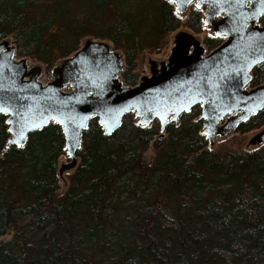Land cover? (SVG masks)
<instances>
[{"label": "trees", "instance_id": "1", "mask_svg": "<svg viewBox=\"0 0 264 264\" xmlns=\"http://www.w3.org/2000/svg\"><path fill=\"white\" fill-rule=\"evenodd\" d=\"M200 12L190 9L192 31L202 28ZM179 25L168 0H0V44L11 38L16 57L50 70L83 40L106 41L123 53L127 87L138 81L137 55ZM223 40L203 42L212 51ZM263 78L257 65L248 87ZM200 113L194 106L163 131L128 113L108 136L91 119L62 196L61 128L51 123L10 146L0 115V237L10 235L0 264H264V145L211 151ZM263 126L264 108L234 130Z\"/></svg>", "mask_w": 264, "mask_h": 264}, {"label": "water", "instance_id": "2", "mask_svg": "<svg viewBox=\"0 0 264 264\" xmlns=\"http://www.w3.org/2000/svg\"><path fill=\"white\" fill-rule=\"evenodd\" d=\"M195 1L205 5V21L213 23L224 42L203 56L197 43L190 51V40L180 36L166 63L134 87L115 80L118 57L97 40L87 41L65 62L59 71L65 73L62 82L45 86L35 82V75L27 81L24 60L0 44V115L9 126L8 145L22 146L31 133L53 123L61 128L67 156L73 159L93 118L108 136L131 112L143 125L156 120L161 131L197 105L203 106L200 119L208 128L226 116L234 119V127L257 114L264 108V87L243 89L253 68L264 63V26L247 29L264 16V0ZM67 87L68 93L61 91Z\"/></svg>", "mask_w": 264, "mask_h": 264}, {"label": "rangeland", "instance_id": "3", "mask_svg": "<svg viewBox=\"0 0 264 264\" xmlns=\"http://www.w3.org/2000/svg\"><path fill=\"white\" fill-rule=\"evenodd\" d=\"M170 1L176 4L175 5L173 3L176 14L180 19V25L176 30H174L171 33H168L163 39H160L156 46L145 48L144 51L140 52L137 55V58L135 60L136 68L134 70V72L138 75L137 84L143 78H146L149 75H151L153 69L156 68L157 70L160 67V65L165 64L171 50L175 46L177 38L180 36L184 37L186 41L190 40L189 41V43H191L190 51H193L195 49L194 42H196L198 48L200 46L199 49H201L202 55L210 52V50L204 45L203 39L205 37H213L215 35L213 23H208V21H203L202 28L200 29L199 32L190 30L187 26V20L189 17L190 9L197 7L195 2L189 4L188 6L185 5L182 6V8H180L178 3L181 0H170ZM118 9L122 11L124 7H119ZM203 9L204 7H201L199 9L201 11L200 12L201 14H203ZM116 13L117 12H114V14ZM257 25L261 27L264 26V16L259 19ZM89 40L93 41L95 39L83 40L80 46L81 45L84 46V44ZM97 41L103 43L105 46L109 48L110 51H112V45L110 43L101 40H97ZM1 44H6V49L8 48L15 49L12 44L11 38H7L4 42H1ZM158 48H161L159 52H155L154 50ZM113 52L116 56L120 58V63H121L120 66L122 65L121 66L122 69L125 66L122 55L119 53V51H113ZM72 57L73 55L71 57L62 59L61 61L57 62L55 66L50 70H45L44 66L39 62H37L32 57H15V58L16 60H20V59L24 60L25 67L27 70V76L29 79L33 78L32 75H35V82L41 86H45L52 83L62 82V77H61L62 73L59 71H61L65 62L71 60ZM115 80L118 81L122 87H127L122 84L120 73L116 76ZM260 87H264V78H263V83L261 84ZM69 90H70L69 87H67V88H62L61 91L66 93L69 92ZM246 90L251 91L253 90V88H248L247 86ZM233 120L226 119L224 121H221L220 123L217 124L215 128L214 127L208 128L206 127L205 124L203 125L202 132L205 134V136L208 139L207 148L211 151H215L218 153L231 152L237 154L252 153L261 149L262 146L264 145V126L246 133H240L235 131L233 127L230 126L232 123L231 121ZM77 164L78 162L77 159L75 158V153L73 155V159L68 158L67 154L62 155L58 159L57 171H56V176L59 185V189L57 191L58 196H62L65 193L68 186V180L72 175L74 168L77 166ZM9 238L10 235L7 234L0 237V241H6L9 240Z\"/></svg>", "mask_w": 264, "mask_h": 264}, {"label": "flooded vegetation", "instance_id": "4", "mask_svg": "<svg viewBox=\"0 0 264 264\" xmlns=\"http://www.w3.org/2000/svg\"><path fill=\"white\" fill-rule=\"evenodd\" d=\"M168 1H169L170 3H172V4L174 3V2H172V1H170V0H168ZM194 2H195V4H196L197 8L200 9L201 7H204L202 16H203V21H205V17H204L205 5H204V4H202L201 6H198V5H197V1H195V0H191V1H189V0H181V1L178 3V5H179L180 8H182V6H185V5L188 6L189 4H192V3H194ZM174 4H175V3H174ZM175 5H176V4H175ZM173 6H174V5H173ZM183 9H186V8H183ZM174 10H175V7H174ZM175 12H176V11H175ZM221 18H222V17H219V20H220ZM217 19H218V18H216V19L214 20V22H216ZM214 36H216V35H214ZM193 42H194V41H193ZM194 43H196V42H194ZM199 47H200V46H199ZM109 51H110V50H109ZM113 51H114V50L112 49V51H110V52H111V53H114ZM119 53H120V54L122 55V57H123V53H122V52H119ZM15 55H16V51H15ZM15 57H16V56H15ZM117 57H118V56H117ZM123 60H124V57H123ZM123 62H124V61H123ZM165 63H166V62H165ZM118 64H119V68H120L122 65L120 66L121 63H120V58H119V57H118ZM62 73L65 74L63 71H62ZM119 73H121V69H119V71L117 72L116 76H117ZM115 78H116V77H115ZM25 79H26L27 81L30 80V79L28 78V76H26ZM117 82H118V81H117ZM118 83H119V82H118ZM122 84H123V83H122ZM201 113H202V108H201ZM201 113H200V116H201ZM253 115H255V114H253ZM253 115H251V116H253ZM200 116H199V118H200ZM251 116H250V117H251ZM228 117H229V116H226V117H224V118H228ZM250 117H249V118H250ZM224 118H223V119H224ZM223 119H222V120H223ZM247 119H248V118H247ZM170 123H173V122H170ZM170 123H169V124H170ZM175 123H176V122H175ZM169 124H168V125H169Z\"/></svg>", "mask_w": 264, "mask_h": 264}, {"label": "snow or ice", "instance_id": "5", "mask_svg": "<svg viewBox=\"0 0 264 264\" xmlns=\"http://www.w3.org/2000/svg\"><path fill=\"white\" fill-rule=\"evenodd\" d=\"M4 109H2V108H0V111H3ZM10 131H11V129H10ZM10 142H14V141H10Z\"/></svg>", "mask_w": 264, "mask_h": 264}, {"label": "bare ground", "instance_id": "6", "mask_svg": "<svg viewBox=\"0 0 264 264\" xmlns=\"http://www.w3.org/2000/svg\"><path fill=\"white\" fill-rule=\"evenodd\" d=\"M249 83V82H248Z\"/></svg>", "mask_w": 264, "mask_h": 264}]
</instances>
